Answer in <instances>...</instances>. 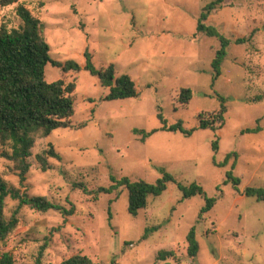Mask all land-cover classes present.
I'll use <instances>...</instances> for the list:
<instances>
[{"label": "rangeland", "instance_id": "1", "mask_svg": "<svg viewBox=\"0 0 264 264\" xmlns=\"http://www.w3.org/2000/svg\"><path fill=\"white\" fill-rule=\"evenodd\" d=\"M211 1L18 0L0 8V28L22 25L19 5L43 24L50 59L59 65H46V82L75 85L71 128L29 134L23 183L3 156L10 146H0V177L8 189L23 199L45 197L62 210L73 207V213L37 212L8 197L6 218L17 212L18 225L0 242V259L61 264L81 253L94 264H264V202L244 195L247 188L264 190V0H222L204 22L230 41L216 80L211 62L220 43L197 32ZM252 31L250 41L235 43ZM87 59L95 75L84 69ZM69 61L81 70L64 73ZM109 65L117 76L132 78L136 97L104 99L108 89L99 74ZM182 90L191 92L186 105L179 103ZM218 97L225 100L224 125L200 129L199 118L220 109ZM158 115L167 128L180 124L190 135L161 131ZM143 134L150 136L142 141ZM50 147L60 159H49L50 169L42 172L35 157ZM161 171L174 183L130 215L127 189L112 186L124 178L153 185ZM191 184L216 200L201 216L203 196L184 200L178 187ZM192 227L195 258L187 255ZM160 251L175 257L157 260Z\"/></svg>", "mask_w": 264, "mask_h": 264}, {"label": "trees", "instance_id": "2", "mask_svg": "<svg viewBox=\"0 0 264 264\" xmlns=\"http://www.w3.org/2000/svg\"><path fill=\"white\" fill-rule=\"evenodd\" d=\"M18 0H0V8L7 7ZM222 0H212L206 4L201 11L197 32L210 38H215L220 43V48L216 51L215 57L211 62L214 80L220 74L221 65L226 57V49L230 41L220 36L216 29L207 27L204 22L209 15L221 8ZM16 14L20 18L22 25L15 29L7 30L4 26L0 28V146L9 145L11 154L4 153L3 156L13 163L14 169L18 172L21 183L26 179L29 171L27 159L30 157V150L33 140L29 139V134L40 133L47 137L57 129L71 128L70 119L74 115L73 102L71 94L75 91L73 83L64 84L63 81H54L51 83L45 80V67L51 64L54 67L59 65L52 62L49 56V46L43 35V24L34 18L28 9L19 5L16 8ZM252 31L248 38L237 39L236 44H243L253 38ZM90 74L95 75L91 62L87 59L84 67ZM64 73L73 71L78 73L80 66L72 61L63 65ZM103 87L108 89L105 96L106 101L129 99L137 96L135 83L129 75H116L113 65H109L99 74ZM191 99L189 90H182L179 94V103L186 105ZM220 109L213 114L211 118L203 120L199 118V128L209 129L216 132L224 125V115L226 107L225 100L218 97ZM163 126L161 131L183 132L189 136L190 132L182 131L180 124L178 126L167 128L161 116L158 115ZM150 134H143L142 141ZM218 142L212 143V151L216 152ZM59 160V156L52 147L36 155L35 159L42 172L50 169L49 159ZM162 178L155 184L150 185L143 181L130 182L124 178L112 186L113 190L119 187H125L128 194L127 211L130 215H136L137 211L147 207L149 196H159L166 190L169 182L174 183V179L161 171ZM231 178L230 176L228 177ZM236 185L238 181L233 180ZM182 192V199H190L197 195L203 196L204 207L200 216L210 211L216 200L207 199L203 195V190L196 184L188 187L178 185ZM111 189V190H112ZM111 190H101L109 193ZM246 197H254L257 201L264 202V190L247 188L244 191ZM8 197L19 199V206H28L32 210L45 213L49 210L61 211L62 209L52 204L45 197L20 198L15 190L8 189L4 180L0 177V242H4L18 225L17 212L9 219L5 215V201ZM65 215L73 213V207L70 210H62ZM187 255L189 258H195L199 251V245L196 239L195 228L192 227L186 238ZM175 254L169 251H160L157 254V260H166L174 258ZM0 264H13L10 255L4 254L0 259ZM61 264H94L87 256L81 253H75L69 258L63 260Z\"/></svg>", "mask_w": 264, "mask_h": 264}]
</instances>
